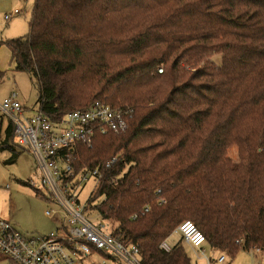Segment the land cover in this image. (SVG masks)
I'll list each match as a JSON object with an SVG mask.
<instances>
[{
	"label": "trees",
	"instance_id": "16d2710c",
	"mask_svg": "<svg viewBox=\"0 0 264 264\" xmlns=\"http://www.w3.org/2000/svg\"><path fill=\"white\" fill-rule=\"evenodd\" d=\"M0 45L51 122L97 100L132 109L75 165L100 168L88 206L143 264H192L181 239L160 247L184 221L230 257L264 250V0H35L28 32Z\"/></svg>",
	"mask_w": 264,
	"mask_h": 264
},
{
	"label": "built area",
	"instance_id": "2783aa9c",
	"mask_svg": "<svg viewBox=\"0 0 264 264\" xmlns=\"http://www.w3.org/2000/svg\"><path fill=\"white\" fill-rule=\"evenodd\" d=\"M19 12L13 9L4 13L2 23ZM0 112L12 125L14 143L33 160L35 174L27 180V185L56 207L44 213L51 217L62 214L59 226L46 234L20 231L11 221L0 218V253L15 264H82L85 256L103 251L121 264H143L137 244L123 242L103 224L88 218V199L102 173L99 167L77 169L75 165L77 144L90 146L96 133L124 132L132 109L112 107L97 100L51 122L39 105L35 109L26 108L12 92L1 99ZM115 162L113 157L105 167L111 168ZM90 180L93 187L83 201L81 193ZM116 180L117 176L110 178L112 182ZM143 211H148V207ZM174 231L190 247L206 244L204 235L191 221H184ZM160 247L169 251L172 245L164 240ZM217 261L224 262L225 255H219Z\"/></svg>",
	"mask_w": 264,
	"mask_h": 264
},
{
	"label": "rangeland",
	"instance_id": "374dc122",
	"mask_svg": "<svg viewBox=\"0 0 264 264\" xmlns=\"http://www.w3.org/2000/svg\"><path fill=\"white\" fill-rule=\"evenodd\" d=\"M28 14L29 13L27 12L25 15L22 14L19 18V22L17 19L18 26L16 25L15 28L6 30H4L5 27L4 29L1 28L3 30V40L11 38L13 34L19 32L22 29H24V31L20 35L26 34L28 32V23L25 22L24 25H22L24 18L27 17ZM2 46L9 51L5 45ZM9 56L10 55L5 56V63L2 67L4 72L2 78L0 79V101L3 97L15 92L18 100L23 106L35 109L37 107V91L33 85V81L28 73L13 69V64L12 62L10 63ZM211 58L217 65L221 63L220 54H212ZM0 119L3 122V125H7L9 123L8 118L1 112ZM14 148L19 155L16 163L7 165L1 164L0 166V182L4 187H8L6 189H9L13 199L11 207L14 211V217L12 221H14L18 228H20L21 231L23 230V232H39L46 234L52 230H55L56 227L59 226L62 214L58 213L54 217L47 216L44 211L46 209H56V207L52 203L45 201L41 194L31 188L29 185L23 184L14 179L13 174H17V176L23 178L21 180H24L25 176H32L35 174L34 164L31 156L15 143ZM10 155L11 151L7 149V151H2L0 156H6L9 158ZM228 155L233 160H237L236 147H230L228 150ZM14 183H17L18 185L15 186ZM92 187L93 182L90 180L86 183L81 193V198L83 201L88 198ZM40 190L41 192L45 193L43 189ZM90 209L87 211L86 215L92 222L103 224L106 230H110L112 226H115V224H111L110 221L102 218L97 210L93 209L92 207H90ZM179 237V232L173 231L166 239V242L168 244H173L175 241L180 239ZM183 246L185 247V251L192 264H264V250H240L235 254V256L230 257L224 252L209 247L207 244L203 245L204 248L202 250L193 249L186 243H184ZM221 254L225 255V261L220 263L217 261V259ZM94 258L97 259L101 264L117 263L116 260L109 257L105 258L102 256H94Z\"/></svg>",
	"mask_w": 264,
	"mask_h": 264
},
{
	"label": "crops",
	"instance_id": "0c3cea01",
	"mask_svg": "<svg viewBox=\"0 0 264 264\" xmlns=\"http://www.w3.org/2000/svg\"><path fill=\"white\" fill-rule=\"evenodd\" d=\"M34 2H35V0H0V40L3 39V35H2L3 30L2 29H4V27H5L4 30L15 28V26L17 25V19H18V22H19V18L21 17V15L22 14L25 15L26 12L29 13V14H28L27 17L24 18L22 25H24L25 22L29 23ZM13 9H19L20 12L17 15H13L12 17H10L5 23H2L3 14L6 13V12H9V11H12ZM27 27H28V25H27ZM23 31H24V29H22L19 32L13 34V36H11V38L14 37V36L15 37L21 36L20 34L23 33ZM23 35H25V34H23ZM7 55H10V52L8 50H6L5 47L0 45V71H3L2 67H3V65L5 63L4 58ZM9 58H10V61H11V55L9 56ZM9 123L7 125L6 124L3 125L2 120L0 121V155H1L2 151H5V150L7 151V149H8L7 148V144H6V141H7L6 129H7L8 125H9ZM6 159H7L6 156H4V157L0 156V162H1L0 166H1V164H4V165L14 164V163H16L18 157H17L16 161L13 162V163H6L5 162ZM13 177H14L15 180H17V181H19V182H21L23 184H26L27 180L30 178V175L25 176L24 180H21L23 178H21L20 176H17V174H13ZM14 184H15V186L18 185L17 183H14ZM6 188H8V187L7 186L4 187L1 184V182H0V218H3V219L11 221L16 226V228L21 231V229L18 228L17 224L14 221H12V219L14 217V211H13V209L11 207L12 203H13V199L11 197V193H10L9 189H6ZM3 207H7V208H3ZM177 241H175V242H177ZM173 244H171V245H173ZM183 245H184V243H183ZM191 248L202 250L204 248V246L202 245L200 247H196V248L191 247ZM94 256H101V255L98 254V253H93V254H91L89 256H85L84 258H82V264H101L97 259L94 258ZM116 261H117L118 264H121L118 260H116ZM0 264H13V263L11 261H9V260H7V261L6 260H0Z\"/></svg>",
	"mask_w": 264,
	"mask_h": 264
}]
</instances>
